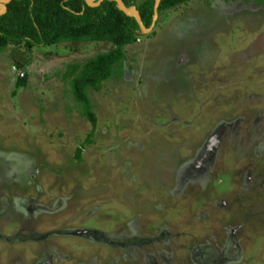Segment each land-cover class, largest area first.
I'll use <instances>...</instances> for the list:
<instances>
[{"label": "rangeland", "instance_id": "obj_1", "mask_svg": "<svg viewBox=\"0 0 264 264\" xmlns=\"http://www.w3.org/2000/svg\"><path fill=\"white\" fill-rule=\"evenodd\" d=\"M112 48L0 50V264H264V0L160 11L88 138L63 72Z\"/></svg>", "mask_w": 264, "mask_h": 264}, {"label": "trees", "instance_id": "obj_2", "mask_svg": "<svg viewBox=\"0 0 264 264\" xmlns=\"http://www.w3.org/2000/svg\"><path fill=\"white\" fill-rule=\"evenodd\" d=\"M127 8L134 7L149 27L154 0H122ZM190 0H160L158 14ZM228 1V0H226ZM143 34L131 16L125 15L113 0H103L90 7L85 0H11L6 12L0 15V50L9 44L32 49L35 45H52L69 41H105L113 45L108 51L97 53L83 63L68 64L64 79L79 105V113L91 123L93 133L96 116L88 96V89L99 90L102 83L122 73L124 47ZM18 86L27 83L26 76L17 77ZM80 150L76 152V157Z\"/></svg>", "mask_w": 264, "mask_h": 264}, {"label": "water", "instance_id": "obj_3", "mask_svg": "<svg viewBox=\"0 0 264 264\" xmlns=\"http://www.w3.org/2000/svg\"><path fill=\"white\" fill-rule=\"evenodd\" d=\"M11 0H0V15H3L6 12L7 4ZM103 0H85L86 4L90 7L98 6ZM116 2L117 7L127 16H131L135 19L137 22L141 33H147L150 32L157 17H158V6L160 4V0H154L153 2V13H152V20L149 27H146L140 17L139 12L134 8H127L122 0H113Z\"/></svg>", "mask_w": 264, "mask_h": 264}, {"label": "built area", "instance_id": "obj_4", "mask_svg": "<svg viewBox=\"0 0 264 264\" xmlns=\"http://www.w3.org/2000/svg\"><path fill=\"white\" fill-rule=\"evenodd\" d=\"M19 76H23V74H20Z\"/></svg>", "mask_w": 264, "mask_h": 264}]
</instances>
